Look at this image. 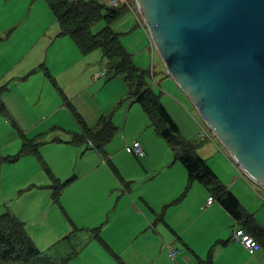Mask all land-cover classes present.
Here are the masks:
<instances>
[{
  "label": "crops",
  "instance_id": "obj_1",
  "mask_svg": "<svg viewBox=\"0 0 264 264\" xmlns=\"http://www.w3.org/2000/svg\"><path fill=\"white\" fill-rule=\"evenodd\" d=\"M135 20L141 27L136 15ZM126 21L128 25L121 31L113 28L121 34L136 64L150 70L153 63L147 62V55L153 58L154 54L151 43L144 42L149 35L141 27L144 39L136 32L126 42L125 32L133 29ZM0 31V87L7 86L3 101L24 134L38 141L43 137L40 155L53 175L61 182L71 180L56 203L49 176L35 162L26 160L31 159L27 155L13 166L26 160L34 172L15 182V194L1 191L4 206L0 212L9 207L24 223L27 235L41 252L35 259L39 264H199L211 252L212 264H264L263 247L250 252L233 239L240 222L205 185L194 182L187 189L186 168L155 132L142 107L127 99L123 78H98L107 67L103 56L99 52L84 56L70 37L58 36L59 23L45 0H0ZM46 71L89 127L99 130L101 118L112 117L118 131L104 154L88 144L72 143L74 135L82 132L81 125ZM178 91L187 97L180 88ZM165 107L181 133L199 143V155L220 182L264 227V209L255 208L252 194L253 190L259 194V186L233 159L229 161L218 145L202 144L197 126L171 100ZM19 137L12 123L0 116V157L19 152H6L8 146H17ZM136 140L147 152L138 160L126 154ZM41 190L50 192L42 194ZM96 230L118 257L96 239ZM73 233L77 234L73 253H66L64 245L59 256L48 255L64 241L70 242ZM169 245L181 250L175 258L170 256Z\"/></svg>",
  "mask_w": 264,
  "mask_h": 264
},
{
  "label": "water",
  "instance_id": "obj_2",
  "mask_svg": "<svg viewBox=\"0 0 264 264\" xmlns=\"http://www.w3.org/2000/svg\"><path fill=\"white\" fill-rule=\"evenodd\" d=\"M167 72L264 190V0H136Z\"/></svg>",
  "mask_w": 264,
  "mask_h": 264
},
{
  "label": "trees",
  "instance_id": "obj_3",
  "mask_svg": "<svg viewBox=\"0 0 264 264\" xmlns=\"http://www.w3.org/2000/svg\"><path fill=\"white\" fill-rule=\"evenodd\" d=\"M45 1L59 23L58 36L70 37L84 56L100 51L99 53L102 54L106 62L110 63V67H104L107 70L106 81L117 76L123 78L128 87L127 99L134 100L142 107L155 132L168 142L173 150L174 158L186 168L189 176L187 189L189 190L194 182L205 185L216 200L240 222V227H243L264 248V227L243 208L238 197L220 182L206 160L199 155L197 151L199 143L189 140L181 133L177 123L161 101V94L153 90L149 84L151 69L145 70L136 64L132 53L124 46L121 34L114 30L113 24L121 18L123 9L107 5L102 0ZM102 20L106 22L107 26L100 32L94 33L93 26ZM141 24L146 31L145 24ZM46 74L60 92L64 102L70 105V109L81 125L82 132L74 135L72 143L88 144L104 154L106 146L118 131L112 117L101 118L99 122L101 129L99 130L89 127L58 87L55 79L49 72L46 71ZM6 89V85L0 87V116L7 118L12 123L23 143L17 154L0 157V169L3 164L16 162L22 156H37L42 168L52 181L53 200L59 203L64 189L71 183V180L61 182L57 179L40 155L42 144L20 130L3 101L2 96ZM95 237L110 254L118 257L102 240L99 230H96ZM40 254L39 249L27 235L24 223L11 212L2 214L0 216V264H29ZM212 256L211 252L208 259L200 261L199 264H212Z\"/></svg>",
  "mask_w": 264,
  "mask_h": 264
},
{
  "label": "rangeland",
  "instance_id": "obj_4",
  "mask_svg": "<svg viewBox=\"0 0 264 264\" xmlns=\"http://www.w3.org/2000/svg\"><path fill=\"white\" fill-rule=\"evenodd\" d=\"M102 2H104L107 5L113 6L111 4V0H102ZM128 3H129V5L132 3V8L136 6L137 7L136 10L139 12L136 0H130V1H128ZM119 7H121L123 9V14H122L121 18L113 24V27L116 30L121 31L120 29L124 28L125 25L128 23L126 20H129L130 25H133V29L130 32H125L124 40L129 43V41L134 38L136 32H137V34H140L143 37V34L141 32L143 27L141 25V27H142L141 28L137 24V22L135 20V14L132 11V9L128 5H126L125 0H120ZM139 14H140V12H139ZM141 18H142V16H141ZM125 21H126V23H125ZM142 21L145 24L143 18H142ZM135 24H137V25H135ZM106 26H107L106 22L104 20H102L93 26L92 31L94 33H98L102 29H104ZM146 28H147V26H146ZM147 30H148V28H147ZM143 39H144V37H143ZM148 39H149V36H148V38L146 37V39H144V42L147 44L150 43L149 42L150 40H148ZM98 52H100V51H98ZM101 56H102V54H101ZM147 56H148L147 62L149 61L150 65L153 63V71L151 68V78H149V84L153 90H155L157 93L161 94V101L163 102V104L165 105L166 103H169V101L171 100L175 104V106H177L180 110L183 111V114L186 115L187 118L193 124H195V126H197L196 127L197 128V134L196 135H197L198 140H200L199 133L201 132L202 127H204L205 129H209L211 135L214 134L213 130H211L207 126V124L201 119V117L199 116V114H198L196 108L194 107V105L192 104V102L187 97L182 95L180 93V91H178L179 87L177 88V86H176L177 84H175V81H173L174 83H172V79L168 77V75L166 73V70H167L166 66H165L164 62L162 61V59L159 55V52L155 46H154L153 58H152V55H150L149 53ZM105 65L110 67L109 62H106ZM150 65H149V67H150ZM146 70H148V69H146ZM172 96H175L174 99L172 98ZM175 102H177V105ZM170 107H171V109H173L174 113H176V110L172 106H170ZM203 122L206 124V126L208 128L203 124ZM149 123H150V121H149ZM150 125H151V123H150ZM35 141L41 143V141L43 142V137H42L41 141L40 140L39 141L35 140ZM164 141L168 144V142L165 139H164ZM22 143H23V140L19 137L18 142H17V146H15L14 148H11V145L8 146V148L6 147L7 148L6 152L19 151L22 147ZM12 144H14V143H12ZM202 144H204L205 146L218 145L229 161H231L233 159L232 156L225 149V147L222 145V143L219 141V139L217 138V136L215 134L212 135L211 139H208L206 142H202ZM198 148H199V146H198ZM198 148H197V150L199 153V149L201 147L199 149ZM171 151L173 152V150H171ZM126 154L129 157L138 160L137 157L135 156V154H132L131 152L129 154L128 153H126ZM5 156H7V155H5ZM22 158H20V160ZM30 158L31 159H26V160H31V162H35V164H37L38 168L41 167L40 168V170H41L42 165H41L40 161L38 160L37 156L31 155ZM20 160L13 162V163H5L1 167V169L3 168V177L0 178V205H1L0 209L4 206L3 205L4 195H2L1 191H3L4 193L9 192V193L15 194L16 193V191H15L16 183L15 182L18 179L29 176L31 173L34 172V167L32 166V164L29 161H26V160L22 161L17 166H13V165H16ZM33 160H35V161H33ZM6 177H8V179ZM250 180L252 181V183L254 182L252 179H250ZM253 186L255 187V185H253ZM257 186H259V185H257ZM256 189L258 190L257 192L259 194L254 192V190L252 193L255 196V199H253L255 202V208L258 209V211H262L264 209V202L260 198H264V190L261 189L260 186L257 187ZM40 192H42V194H44V193L46 194V193L50 192V190H41ZM15 197H20V196L16 195ZM259 205H260V208H259ZM9 210H11L9 207L3 208L0 212V215L4 214L6 212H9ZM56 226L58 228L61 227L60 224H57ZM40 234H41V238H42L43 235L45 234V231L42 230ZM88 235H89V233H85V236H88ZM72 236L73 237L71 238L70 242H68L67 240L64 241L63 243L59 244L56 248H53L52 251L48 252V255L59 256L60 252H63L66 247H67L66 253H68V254L73 253L74 250H72L71 246L77 242V238H76L77 234L73 233ZM41 242L42 241L39 239V244L42 246ZM64 245H66V247H64ZM66 253H63L62 255H65V257H66L68 255ZM37 261L34 260L31 264H39V261L38 262ZM61 262L62 261H58L57 263L60 264Z\"/></svg>",
  "mask_w": 264,
  "mask_h": 264
},
{
  "label": "built area",
  "instance_id": "obj_5",
  "mask_svg": "<svg viewBox=\"0 0 264 264\" xmlns=\"http://www.w3.org/2000/svg\"><path fill=\"white\" fill-rule=\"evenodd\" d=\"M125 1L126 3H128L127 0ZM119 3H120V0H111V4L113 5H118ZM1 37H2V33L0 31V38ZM208 136H209L208 129H205L204 127H202V130L200 132V137L202 139H205ZM129 150L138 157H143L146 155V150L143 144L139 141L134 142V144L131 147H129ZM209 201H212V199H210ZM233 239L241 243L242 246L250 252H255L260 249L259 243L249 233H247L246 230L242 227L236 228L233 234ZM168 249H169L170 256L172 258H175L181 251L179 248L174 247L172 245L168 246Z\"/></svg>",
  "mask_w": 264,
  "mask_h": 264
}]
</instances>
